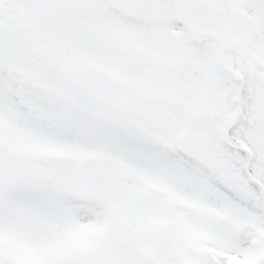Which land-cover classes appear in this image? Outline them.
Returning a JSON list of instances; mask_svg holds the SVG:
<instances>
[{
  "label": "snow or ice",
  "instance_id": "6c2138e0",
  "mask_svg": "<svg viewBox=\"0 0 264 264\" xmlns=\"http://www.w3.org/2000/svg\"><path fill=\"white\" fill-rule=\"evenodd\" d=\"M0 264H264V0H0Z\"/></svg>",
  "mask_w": 264,
  "mask_h": 264
}]
</instances>
